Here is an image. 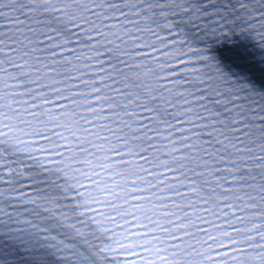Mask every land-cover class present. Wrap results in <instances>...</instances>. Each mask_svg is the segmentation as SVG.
I'll return each instance as SVG.
<instances>
[{"label": "snow or ice", "instance_id": "1", "mask_svg": "<svg viewBox=\"0 0 264 264\" xmlns=\"http://www.w3.org/2000/svg\"><path fill=\"white\" fill-rule=\"evenodd\" d=\"M0 264H264V0H0Z\"/></svg>", "mask_w": 264, "mask_h": 264}]
</instances>
